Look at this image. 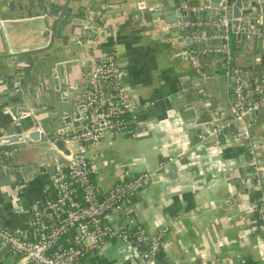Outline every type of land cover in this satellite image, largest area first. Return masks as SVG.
Returning a JSON list of instances; mask_svg holds the SVG:
<instances>
[{"label": "crops", "instance_id": "crops-1", "mask_svg": "<svg viewBox=\"0 0 264 264\" xmlns=\"http://www.w3.org/2000/svg\"><path fill=\"white\" fill-rule=\"evenodd\" d=\"M140 2L134 3L133 11L126 9L109 16L106 26L97 29L98 49L114 52L120 81L134 103V131L111 132L88 148L91 178L100 190H106L124 178V170L129 174L150 172L148 181L129 197L127 210L149 233L167 225L152 264H234L236 254L264 264V240L256 212L264 195V178L262 188L256 184L251 167L252 161L264 163V113L251 114L249 123H231L226 103L230 102L231 90H223V94L219 89L217 97V88L212 104L187 100L191 105H180V79L194 73L197 62L180 43L165 37V29L154 26L153 20L164 15L162 7L168 9L166 0H159L157 5ZM0 7L4 19L10 20L6 32L13 44L32 42L41 27L34 29L23 21L31 17L19 16L16 7ZM261 8L264 0H250L247 10L250 13ZM158 12L163 14L158 16ZM68 42L67 38L51 52L53 69L58 66L65 72L71 67L76 78L79 58ZM4 105L0 100V133L8 131L12 123ZM225 117L228 120L223 122ZM215 124L223 126L219 143L200 140ZM240 126L248 127L252 149ZM178 154L180 158L167 159ZM54 195L49 173H36L15 186L0 184V223L22 236H31V207ZM107 218L118 220L115 214ZM84 260L92 264H143L135 248L113 240ZM0 264L21 263L15 253L0 247Z\"/></svg>", "mask_w": 264, "mask_h": 264}, {"label": "water", "instance_id": "water-1", "mask_svg": "<svg viewBox=\"0 0 264 264\" xmlns=\"http://www.w3.org/2000/svg\"><path fill=\"white\" fill-rule=\"evenodd\" d=\"M139 1L143 0H0V6L16 7L19 16L31 17L23 21L34 29L41 27L32 42L14 45L6 32L10 20L0 12V100L12 121L8 131L0 133V148L10 152L0 161V184L15 186L36 173L52 174L55 165L65 161L67 141L58 135L65 124L78 123L86 79L100 52L97 29L106 26L109 16L133 11L134 3H143ZM249 1L166 0L168 9L162 7V18L153 20L157 29L166 30L165 37L180 43L197 62L194 73L180 79L177 96L183 107L191 105L187 100L212 104V95L217 93L218 97L221 89L231 90L230 102L226 101L231 123H249L251 114L264 113L263 107H258L236 118L231 109L236 74L254 76L264 83V37L249 32ZM224 3L226 8L220 10ZM221 14L228 20L226 27L218 22ZM210 35L213 38H207ZM67 38L69 48L79 58L76 78L71 67L65 72L58 66L53 69L51 52ZM244 139L251 140L250 136ZM253 174L254 178H264V172Z\"/></svg>", "mask_w": 264, "mask_h": 264}, {"label": "built area", "instance_id": "built-area-1", "mask_svg": "<svg viewBox=\"0 0 264 264\" xmlns=\"http://www.w3.org/2000/svg\"><path fill=\"white\" fill-rule=\"evenodd\" d=\"M225 8V3L220 6V10ZM247 18L249 32L264 37V8L251 12ZM218 22L226 27L228 20L221 14ZM96 45V41L92 43V47ZM95 58L86 79L78 123L65 124L58 135L67 141L69 153L63 163L55 165L51 174L54 197L31 207L29 223L32 233L29 237L0 223V247L16 253L21 264H92L84 257L100 249L108 240L135 248L143 264H152L167 231V225H163L155 233L147 232L135 223L127 210L129 197L148 181L150 172L129 174L124 170V178L106 190H100L91 178L86 155L88 148L111 132L133 134L134 131V103L120 81L114 52L100 51ZM263 106L264 83L236 74L231 104L234 116L240 118ZM222 128L221 124L211 125L199 139H209L216 145ZM241 132L249 139L246 126ZM248 144L250 149L254 147L252 140ZM9 153L0 149V161ZM177 157L180 158L181 154L167 159ZM251 167L254 173L264 172V164L252 161ZM256 184L263 188L260 177H256ZM256 212L264 240V195L257 203ZM108 214H115L118 220H109ZM234 264H244V257L236 254Z\"/></svg>", "mask_w": 264, "mask_h": 264}, {"label": "trees", "instance_id": "trees-1", "mask_svg": "<svg viewBox=\"0 0 264 264\" xmlns=\"http://www.w3.org/2000/svg\"><path fill=\"white\" fill-rule=\"evenodd\" d=\"M244 264H257L255 260H253L251 257H248L247 255L244 256Z\"/></svg>", "mask_w": 264, "mask_h": 264}]
</instances>
